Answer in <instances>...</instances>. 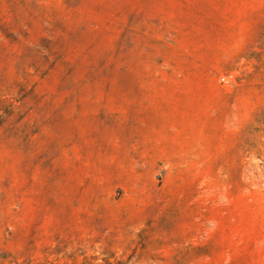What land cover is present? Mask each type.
<instances>
[{"label": "rangeland", "instance_id": "1", "mask_svg": "<svg viewBox=\"0 0 264 264\" xmlns=\"http://www.w3.org/2000/svg\"><path fill=\"white\" fill-rule=\"evenodd\" d=\"M0 264H264V0H0Z\"/></svg>", "mask_w": 264, "mask_h": 264}]
</instances>
